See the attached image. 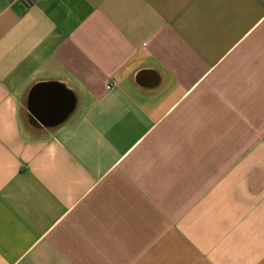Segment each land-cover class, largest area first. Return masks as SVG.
I'll return each instance as SVG.
<instances>
[{
	"label": "crops",
	"instance_id": "1",
	"mask_svg": "<svg viewBox=\"0 0 264 264\" xmlns=\"http://www.w3.org/2000/svg\"><path fill=\"white\" fill-rule=\"evenodd\" d=\"M0 264H264V0H0Z\"/></svg>",
	"mask_w": 264,
	"mask_h": 264
},
{
	"label": "water",
	"instance_id": "2",
	"mask_svg": "<svg viewBox=\"0 0 264 264\" xmlns=\"http://www.w3.org/2000/svg\"><path fill=\"white\" fill-rule=\"evenodd\" d=\"M44 91L54 93L60 100L58 111L50 116H39L40 119L53 120L52 124L63 121L73 110L75 106V97L73 92L62 82H39L30 91L29 104L34 106L35 99Z\"/></svg>",
	"mask_w": 264,
	"mask_h": 264
},
{
	"label": "built area",
	"instance_id": "3",
	"mask_svg": "<svg viewBox=\"0 0 264 264\" xmlns=\"http://www.w3.org/2000/svg\"><path fill=\"white\" fill-rule=\"evenodd\" d=\"M10 2H23L25 4L31 3L34 0H9Z\"/></svg>",
	"mask_w": 264,
	"mask_h": 264
}]
</instances>
